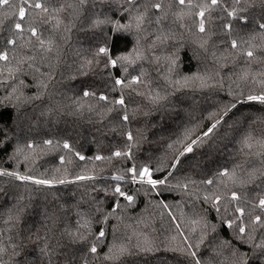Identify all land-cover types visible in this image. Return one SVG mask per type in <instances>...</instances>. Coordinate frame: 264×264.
<instances>
[{"label": "trees", "instance_id": "16d2710c", "mask_svg": "<svg viewBox=\"0 0 264 264\" xmlns=\"http://www.w3.org/2000/svg\"><path fill=\"white\" fill-rule=\"evenodd\" d=\"M37 2L0 7V264H264V0Z\"/></svg>", "mask_w": 264, "mask_h": 264}, {"label": "snow or ice", "instance_id": "6c2138e0", "mask_svg": "<svg viewBox=\"0 0 264 264\" xmlns=\"http://www.w3.org/2000/svg\"><path fill=\"white\" fill-rule=\"evenodd\" d=\"M85 2H86V0H80V3H81V4H84ZM178 2H179V4L184 5V4L186 3V0H178ZM235 2H236L237 4H239V3H241V0H235ZM24 3L27 4L28 7H34V8H36V9H40V10H42L44 13H48V8L45 7V5L42 4V3H40V2H37V3H35V4H31V3H29V0H24ZM127 3H128V4H133V3H134V0H127ZM217 3H218V0H211V4H212V5H216ZM7 5H9V0H0V7H4V6H7ZM188 5L191 6V0H188ZM68 7H72V5H69ZM151 7L155 8L156 10H160V9L162 8V4H161V3H154V4L151 5ZM228 14H229V16L235 17L236 12H235V10H233V11L229 12ZM25 15H26V10H25L24 7H21V8L19 9V18H20V20H23V19L25 18ZM198 15L201 17L200 24H199V31H200L201 33H203V32H205V23H204V20H203V17H204V15H205V13H204L203 11H201V12L198 13ZM143 21H144V16H143L142 14L136 17L137 28H139V27L142 26ZM243 22H244V23H247V20L245 19ZM58 25H59V21H57V26H58ZM128 27H131V25H129ZM226 27H229V28H230L231 26L228 25V26H226ZM259 28H260V29H264V23H261V24L259 25ZM15 30H16L17 32L22 31V25H21L20 23H16V24H15ZM118 30H119V29H118ZM30 31H31V35H32L33 37H37L38 42H39V45L43 48L45 42H44L42 39H39V37H38V33H37V29L33 27V28L30 29ZM8 43L14 45V44L16 43V41H15V40H9ZM231 47H232L233 49H236V48L238 47V43H237L236 40H233V41L231 42ZM47 50L50 51L51 48H48ZM98 52H99V54H106L107 49L102 47V48H100V49L98 50ZM246 56H247L249 59H251V58H253V56H254V52H253L252 50H248V51L246 52ZM120 60L128 61L129 58L126 57V56H124V57H120ZM0 61H5V62L8 61V53H7V52H0ZM110 63H111V65H112L113 67H115L116 64H117V60H116V59H111V60H110ZM242 79H244L245 81H247V80H248V76H247V74H245V75L242 77ZM132 82H133V83H136L137 80L134 78ZM115 83H116L117 85H123L124 82H123L122 80H120V79H117V80L115 81ZM262 83H264V82H262ZM84 95H85V96H88L89 93H88V92H84ZM99 98H100L101 100H106V99H107L106 96H100ZM247 99H248L249 101H256V102H259L260 104L264 105V94H259V95H249V96L247 97ZM116 103H118V104H120V105H123V104H124V100H123V98L117 100ZM233 106H234V105H233ZM124 119L127 120L128 117L125 116ZM215 127H216V125L213 124V125H212V128H215ZM210 132H211V129L209 130L208 133H205V135H209ZM128 139H129V140L132 139L131 134L128 135ZM250 140H251V137H248V138H246L245 141H244V143H245V145H246L247 147H251V144L249 143ZM47 143L50 144L51 141H47ZM258 143L260 144L261 147H264V141H260V142H258ZM29 147H31V145H29ZM64 148L69 149V148H70L69 144L65 143V144H64ZM192 151H193V149H192L191 146H188V147L185 149V152H187V153H191ZM182 154H183V153H182ZM115 155H116V156H120L121 153H120V152H117V153H115ZM79 158H80L81 160L84 159L83 156H80ZM96 159L99 160V159H101V157H100V156H97ZM131 171H133V172L135 173V169H131ZM6 174H7V175H10V176H11V175H16L15 173H12V172H8V173H6ZM0 175H5V173H4V172H0ZM221 175H228V173L225 171V172H222ZM139 176H140L142 182H143L144 178L147 177V183H148L152 188H155V187L157 186L158 181H156V180H154V179L151 178V173L149 172V169H148V168H143V169L139 172ZM16 178H17L18 180H21V181H24V180H31L33 183H35V184H37V185H47V186H51V184H52L51 181H48V180H40V179H33V178H31V177H21V176H19V175H16ZM85 178H86V177H78V179H85ZM114 179H121V177H118V176H117V177H114ZM60 182H61V183H64L63 180L60 181ZM159 183L163 184L164 181L161 180V181H159ZM208 183H212V181L209 180ZM115 191H116V193H119L121 196L124 195V193L121 192V190H120L119 187H116ZM125 199H127L129 202L132 201V197H131V196H126ZM232 199H238V197H237V195H236L235 193H233ZM259 206H260L261 208H264V199H261V200L259 201ZM238 211H241V214H243L242 210L238 209ZM255 221H256L257 223H260V217H259V216L255 217ZM228 227H232V225L229 224ZM239 234H240L241 236H243V235L245 234V228H244V227H240V228H239ZM103 236H104V232H103V231H100V232H99V237H103ZM198 246H199V245H197V247H198ZM189 247H192V246L189 245ZM258 247H264V245H258ZM90 251H91L92 253H96V252H97V248H96L95 246H92L91 249H90ZM0 252H3V249H0ZM191 256H192L193 258H195V257H196V252H194V251L191 252ZM196 264H201V262H200L199 259L196 260ZM234 264H246V262L241 261V260H239V258H238L236 261H234Z\"/></svg>", "mask_w": 264, "mask_h": 264}, {"label": "built area", "instance_id": "2783aa9c", "mask_svg": "<svg viewBox=\"0 0 264 264\" xmlns=\"http://www.w3.org/2000/svg\"><path fill=\"white\" fill-rule=\"evenodd\" d=\"M149 172L151 173V171H150V170H149ZM145 178H147V177H145ZM145 178H144V179H145Z\"/></svg>", "mask_w": 264, "mask_h": 264}]
</instances>
